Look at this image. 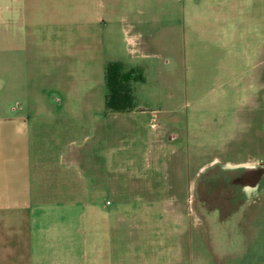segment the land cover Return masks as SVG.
<instances>
[{
  "label": "rangeland",
  "instance_id": "374dc122",
  "mask_svg": "<svg viewBox=\"0 0 264 264\" xmlns=\"http://www.w3.org/2000/svg\"><path fill=\"white\" fill-rule=\"evenodd\" d=\"M249 12L258 34L264 0H0V108L15 111L26 101L16 118L26 128L24 120H31V145L42 155L43 175L64 183L65 176L56 174L66 161L82 167L86 148L91 160L100 151L106 181L67 186L60 195L55 190L63 186H31L32 202L45 208L68 200L54 215L104 217L92 224L101 229L92 243L133 249L134 255H123L124 264L256 263L264 224L258 233L255 223L243 228L213 216L264 218V189L256 204L217 211L204 200L213 198L206 192L215 186H196L199 172L215 162L264 164L263 77H255L249 96L240 88L243 78L234 77L242 63L220 72L222 87L214 77L217 46L223 45L221 57L245 46L230 39L234 33L242 38ZM19 60L26 63L22 96L14 94ZM114 61L141 76L132 84L129 112L105 109V66ZM33 162L34 179L40 166ZM251 240L256 255L228 258ZM183 248L196 254L193 260L173 254ZM207 248L220 262L211 261Z\"/></svg>",
  "mask_w": 264,
  "mask_h": 264
},
{
  "label": "crops",
  "instance_id": "0c3cea01",
  "mask_svg": "<svg viewBox=\"0 0 264 264\" xmlns=\"http://www.w3.org/2000/svg\"><path fill=\"white\" fill-rule=\"evenodd\" d=\"M215 12L219 16L220 10L217 9ZM251 15L249 12L243 19L242 38L234 33L235 36L230 39L233 43L236 40H244L245 46L241 49V53L238 50L235 51V56L232 54L230 57H226V55L221 57L220 51H222L223 45L217 46L220 51L218 50V57L214 61V77L218 82L217 88L222 87V83H219L220 72L234 71L235 62L243 64L241 71H238L234 77L243 78V87L240 88H247L246 96L252 94L249 89L251 86L256 87L254 83L256 76L259 79L263 77L262 83L264 85V34L261 36L260 33L262 30L264 32V23H257L258 34H256L252 31ZM258 15H260L259 21L261 22L262 18V22H264V14L261 16L258 13ZM220 25L219 23L216 25V32L220 30ZM245 25L248 26L247 29H245ZM254 41L255 43H253ZM227 45L229 48H233L230 47V43ZM252 52L254 53L253 56ZM25 65V62L18 61L19 75L17 80L20 88L14 94L19 96L24 95L22 93L24 90L21 87L24 85L26 75L21 71ZM255 91L253 92L262 94L261 90ZM16 106L15 111H11L10 107L6 109L5 105L0 108V264H124L127 262L123 259V255H134L133 249L129 250L130 252H123L117 245L107 246L105 242L104 245H101V242L99 245H93L92 239L101 234V229L92 224L105 222L104 217L67 213L54 215V211L59 206L65 210L70 205L68 200L56 205L48 204L45 208H42L43 204H34L31 200V186H63L62 190H55L60 195L59 191L66 194L69 190L67 186L105 185L103 166L100 163V148L95 150L96 152L99 151V155L95 153L93 160H91V155L89 156V151H86V148L81 151L82 167L66 161L65 170H62L60 175L56 174L58 179L63 175L65 176L64 183L56 182L53 174L50 178L49 175H43V172L40 171L45 169L41 167L42 155L39 154V150L37 154L33 152L35 149L31 145L28 129L31 125L30 118L24 120L27 128L21 127L20 120L18 122L16 118L27 106L26 101ZM87 140L88 137L84 139V143ZM34 158L38 160L37 166L40 168L38 169L39 172L35 171L33 179ZM44 190L46 192L45 188ZM66 196L68 197V195ZM232 222L245 224L243 228L246 224L255 223L259 233L261 224H264V218L250 216L243 217L241 220L235 218ZM244 233H246L245 230ZM252 243V240L248 241V245L245 244L241 252L233 253L232 257L228 258L244 261L248 258L249 260L250 256L256 255ZM205 252L213 263L220 262L209 248L205 249ZM173 254H183L185 256L183 261L193 260V255H196L190 248L178 249ZM261 254L264 255V250ZM261 254L258 256L259 260L253 264H264V257ZM175 261L183 262L177 259ZM247 264L252 263L248 261Z\"/></svg>",
  "mask_w": 264,
  "mask_h": 264
},
{
  "label": "flooded vegetation",
  "instance_id": "af4514ba",
  "mask_svg": "<svg viewBox=\"0 0 264 264\" xmlns=\"http://www.w3.org/2000/svg\"><path fill=\"white\" fill-rule=\"evenodd\" d=\"M248 166L246 164L227 166L215 162L199 172L196 186H215L206 192L207 196L209 193L213 198L204 200L211 202L217 211L219 206L232 208L251 206L256 204L255 198L261 195L264 189V176L257 169L252 170ZM213 217L217 222L231 223L236 214H228L225 218L218 214Z\"/></svg>",
  "mask_w": 264,
  "mask_h": 264
},
{
  "label": "trees",
  "instance_id": "16d2710c",
  "mask_svg": "<svg viewBox=\"0 0 264 264\" xmlns=\"http://www.w3.org/2000/svg\"><path fill=\"white\" fill-rule=\"evenodd\" d=\"M104 105L107 112L125 113L134 109L132 84L141 80L140 74L125 69L124 64L114 61L105 66Z\"/></svg>",
  "mask_w": 264,
  "mask_h": 264
},
{
  "label": "water",
  "instance_id": "95a60500",
  "mask_svg": "<svg viewBox=\"0 0 264 264\" xmlns=\"http://www.w3.org/2000/svg\"><path fill=\"white\" fill-rule=\"evenodd\" d=\"M248 168H250V169H257L258 170V172L260 173V174H262L263 176H264V164H261L260 166H250V167H248Z\"/></svg>",
  "mask_w": 264,
  "mask_h": 264
}]
</instances>
